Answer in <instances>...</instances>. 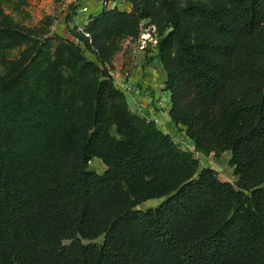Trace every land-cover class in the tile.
Wrapping results in <instances>:
<instances>
[{
  "label": "trees",
  "instance_id": "1",
  "mask_svg": "<svg viewBox=\"0 0 264 264\" xmlns=\"http://www.w3.org/2000/svg\"><path fill=\"white\" fill-rule=\"evenodd\" d=\"M130 1L88 14L80 44L0 27V60L31 49L0 83V264H264V0ZM163 17L170 118L196 152L230 151L236 184L113 83L122 40Z\"/></svg>",
  "mask_w": 264,
  "mask_h": 264
},
{
  "label": "rangeland",
  "instance_id": "2",
  "mask_svg": "<svg viewBox=\"0 0 264 264\" xmlns=\"http://www.w3.org/2000/svg\"><path fill=\"white\" fill-rule=\"evenodd\" d=\"M178 1L184 3L189 0ZM84 6L89 7V14L101 10L99 0H25L21 11H15L7 4L0 3V27L12 28L21 32L33 43L52 37L80 44L79 36L85 30L84 21L88 15L80 13L81 7ZM143 22L148 23L143 25V29L148 28L151 23L155 24L157 39L166 27L164 17L155 20L144 19L140 22L136 34L122 40L121 48L113 58L111 75L114 85L125 93L133 112L141 116H148L150 119L152 117L158 127L171 134L182 149L194 153V156L200 160L201 168L212 167L217 170L221 180L236 184L239 176L236 175L235 168L230 164V151L224 152L220 157H216L214 154L205 156L196 152L193 142L185 133V128L174 126L169 115L171 96L165 89L166 74L156 55L155 42H151L149 39L146 43L142 41ZM30 50L26 44H23L14 50L10 58L0 60V83L16 66V63L23 56L28 55ZM86 55L91 60L98 61L96 55L91 52L87 51ZM146 98L150 100L148 101ZM91 168L99 173H103L106 169L99 158H95L91 162ZM163 200L162 198L149 199L137 208L144 210L154 208ZM103 241L104 236H101L95 240H84V243L101 244ZM64 243L69 244L70 240H65Z\"/></svg>",
  "mask_w": 264,
  "mask_h": 264
},
{
  "label": "built area",
  "instance_id": "3",
  "mask_svg": "<svg viewBox=\"0 0 264 264\" xmlns=\"http://www.w3.org/2000/svg\"><path fill=\"white\" fill-rule=\"evenodd\" d=\"M100 4H101V9L107 8V9H111V8H119L122 10H128L130 11L132 9V2L130 0H99ZM89 7L88 6H84L81 7L80 9V13L81 14H89ZM86 23V22H85ZM147 25L148 23L143 22L142 23V41H144L145 43L147 42V40L149 39V41L151 42H155V47L157 45L158 39L156 36V26L155 24H149L148 28H144L143 29V25ZM146 35H148V37H146Z\"/></svg>",
  "mask_w": 264,
  "mask_h": 264
},
{
  "label": "crops",
  "instance_id": "4",
  "mask_svg": "<svg viewBox=\"0 0 264 264\" xmlns=\"http://www.w3.org/2000/svg\"><path fill=\"white\" fill-rule=\"evenodd\" d=\"M143 99H145V98H143ZM147 99V98H146ZM148 101L150 100V99H147ZM143 101V100H142ZM146 104V103H145ZM146 107H148L147 106V104H146ZM170 107H171V104H170ZM150 108L152 109V107L150 106ZM151 111V110H150ZM155 112L157 111L156 109L154 110ZM147 114V113H146ZM150 115V114H149ZM152 118V117H151ZM174 124V123H173ZM168 126V125H167ZM174 126H175V124H174Z\"/></svg>",
  "mask_w": 264,
  "mask_h": 264
}]
</instances>
